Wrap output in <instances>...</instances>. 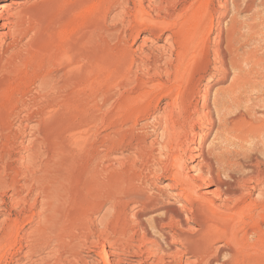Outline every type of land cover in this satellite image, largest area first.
Returning <instances> with one entry per match:
<instances>
[{
  "label": "rangeland",
  "instance_id": "obj_1",
  "mask_svg": "<svg viewBox=\"0 0 264 264\" xmlns=\"http://www.w3.org/2000/svg\"><path fill=\"white\" fill-rule=\"evenodd\" d=\"M58 1L34 8V39L14 48L17 53L0 63V264H102V248L119 264L136 256L155 264H185L161 251L157 255L162 259L153 258L155 246L149 239L153 236L164 249L170 248L161 233L178 228L169 213L182 205L196 218L181 223L187 229L180 234L193 240L188 245L198 253L189 254L190 264H264V200H257L264 154L259 153V138L249 135L264 112L255 107L254 114L240 115L230 103L238 93L231 87L233 72L228 65V73L219 70L213 50L222 12L216 0H207L204 7L201 0H179L170 16L161 15L171 25L166 30L172 36L171 48L160 27L151 23L158 13L155 2L153 7H134L135 0ZM261 1L256 0L253 9L260 7L264 18ZM232 3L228 1V16L221 19L223 27L234 11ZM251 12L243 10L238 18L247 19ZM190 17L193 23L183 34L179 23ZM137 33L146 41L135 39ZM254 41L245 47L264 50V39ZM48 76L57 80L56 87L41 93L38 83ZM208 78L212 85L203 101ZM222 99H227L225 107L219 106ZM242 99L244 109L253 103ZM217 109L229 112L225 120L218 119ZM199 110H207L210 119L199 142L200 160L193 162L202 161L203 168L209 162L213 173L208 182H194L186 203L189 182L184 177L193 157L184 139L192 123H201L195 118ZM30 141L39 145L35 161L26 158ZM213 153L223 155L225 162H218ZM231 163L250 178L252 188L241 199L236 192L239 195L231 196L226 207L217 209L200 193L228 180L224 171ZM202 233L217 237L214 245L199 242ZM219 245L221 252L215 254Z\"/></svg>",
  "mask_w": 264,
  "mask_h": 264
},
{
  "label": "bare ground",
  "instance_id": "obj_2",
  "mask_svg": "<svg viewBox=\"0 0 264 264\" xmlns=\"http://www.w3.org/2000/svg\"><path fill=\"white\" fill-rule=\"evenodd\" d=\"M45 1H58V0H0V61L5 59V58H8L10 56H13V54L15 55V50L14 51V48H21V47H26V44L31 42L33 39H34V28L33 26L30 25V21L32 19V15H33V11H34V8L37 7L41 4H45ZM77 1V0H76ZM109 1V0H108ZM136 2V5L134 4V7H147V6H151L153 4V2H155L154 5V8H155V11L157 9L158 13H156V16L154 17V20L153 22H151L153 24V26H156V27H160L161 29V32L162 34L164 33L165 35V40H167L166 42L169 43V47L167 48H171L172 45H173V42H172V36L166 32V30L171 26L170 25V22H168L167 20H165V18H162L161 15H163L164 17L165 16H170L171 11H174L176 10L175 6L173 5H177V1L179 2V0H166L167 2L165 3L166 6L160 4L162 0H135ZM165 1V0H164ZM195 1V0H194ZM211 1V0H210ZM228 1L229 0H216V3L217 4V7H221V14L219 16V20H217V32H216V38H215V43L214 44V54L216 56V58L220 61L218 63L219 65V70L220 71H223L222 73H225V71L228 73V69H229V66H230V69L232 70L233 72V75H232V78H233V82H235V85L233 83L232 86H236L237 89L236 91L238 90V93L236 94V96L234 97H231L230 98V103L231 104H234L236 106V108L238 109L236 113L240 114L243 113V111H247L250 113V115L254 114L253 111L255 110V107L259 108V111H262L264 112V50H260L259 53H258V48L256 47H253L252 49L250 48H246L248 47L250 44V42L254 41L255 39L261 41V39L263 40L264 39V35H263V32L260 30V28L264 27V18L262 15H260V12H259V9H253L255 7L254 3L256 0H245L241 3V0H233V7H234V11L232 13V15L230 16V20L229 22H227L228 24L226 26L223 27V25L221 26V23L223 21H221V19H225V17L228 16ZM263 1V0H262ZM261 1V2H262ZM44 2V3H43ZM59 2V1H58ZM121 2V1H120ZM123 2V1H122ZM125 2V1H124ZM123 2V3H124ZM127 2V0H126ZM187 2V1H185ZM193 2V0L191 1V3ZM198 2V1H197ZM206 2L207 0H201V4L202 6L204 7L206 5ZM213 2V1H212ZM122 4V3H121ZM180 4V3H179ZM186 4V3H185ZM188 4V2H187ZM186 4V5H187ZM199 4V3H198ZM40 5V6H41ZM182 5V4H181ZM185 5V7H186ZM200 5V4H199ZM121 6V5H120ZM173 6V7H172ZM179 6V5H178ZM183 6V5H182ZM201 6V7H202ZM207 6V5H206ZM124 7H126V5H124ZM153 7V5L151 6ZM167 7V8H166ZM177 7V6H176ZM189 7V6H188ZM213 7V5H212ZM211 7V8H212ZM36 8V9H37ZM128 8V7H126ZM215 8V6H214ZM256 8V7H255ZM264 8V7H263ZM153 9V8H152ZM213 9V8H212ZM210 9V10H212ZM217 9V8H216ZM181 10V9H180ZM207 10V9H205ZM219 10V9H218ZM243 10H250L252 11L250 16L247 17V19H239L238 18V14L241 13ZM261 12L262 9H260ZM216 11V10H215ZM232 11V10H231ZM208 12V11H207ZM214 12V11H212ZM217 12V11H216ZM36 13V12H35ZM211 13V12H210ZM204 14V13H203ZM217 14V13H216ZM179 15V14H177ZM209 15V14H208ZM214 15V14H213ZM227 15V16H226ZM181 16V15H180ZM205 16V15H204ZM34 17V16H33ZM179 17V16H178ZM183 17V15H182ZM257 17H259L258 19H260L259 23L256 21L257 20ZM120 18V17H119ZM167 18V17H166ZM184 18V17H183ZM212 18V17H211ZM210 18V19H211ZM34 19V18H33ZM32 19V20H33ZM113 19V18H111ZM168 19V18H167ZM170 19V18H169ZM208 19V17L206 18V20ZM139 20V19H138ZM171 20V19H170ZM209 20V19H208ZM216 20V19H215ZM247 20V21H245ZM149 21V20H148ZM152 21V20H151ZM210 21V20H209ZM228 21V20H227ZM150 22V21H149ZM208 22V21H207ZM193 23V18L190 17L188 19H185V21L183 22V25L181 23H179L181 26H182V32L184 30H186L187 28L190 27V25ZM209 23V22H208ZM225 22H223L222 24H224ZM32 24V23H31ZM175 25H178V24H175ZM169 26V27H168ZM203 26H206V25H203ZM180 27V26H179ZM135 29V28H133ZM180 29V28H179ZM210 30V29H209ZM263 30V28H262ZM130 32V31H129ZM181 32V31H179ZM181 32V33H182ZM210 32V31H209ZM208 32V33H209ZM161 34V33H160ZM184 34V32H183ZM180 35V33H179ZM207 35V34H206ZM109 36V35H108ZM208 36V35H207ZM214 37V36H213ZM137 38H141L140 40L141 41H146L147 37L146 36H140L139 33H137L135 39ZM164 40V41H165ZM144 41V42H145ZM255 42V41H254ZM210 43V42H209ZM70 44V43H69ZM143 44V43H142ZM145 44V43H144ZM141 45V44H140ZM168 45V44H166ZM260 45V44H259ZM70 46V45H69ZM171 46V47H170ZM246 46V47H245ZM67 47V46H66ZM80 47V46H79ZM142 47V46H141ZM243 47H245L243 49ZM75 48V47H74ZM72 48V50L74 49ZM166 48V49H167ZM264 48V47H263ZM77 50V49H76ZM171 50V49H170ZM20 51V50H19ZM169 51V50H168ZM168 51L166 52L165 50L163 51L164 53H168ZM77 52V51H76ZM162 52V51H161ZM170 52V51H169ZM2 53H3V56H2ZM19 53V52H18ZM171 53V52H170ZM169 53V54H170ZM164 55V54H163ZM171 55V54H170ZM160 56V55H159ZM165 56V55H164ZM57 57V56H56ZM74 57V56H73ZM263 57V58H262ZM9 59V58H8ZM7 59V60H8ZM166 59V58H165ZM170 59V58H169ZM168 59V60H169ZM10 60V59H9ZM8 60V61H9ZM72 60V59H71ZM70 60V61H71ZM69 61V59H68ZM76 61V60H75ZM73 61V62H75ZM6 62V61H5ZM4 62V63H5ZM59 61H57V64H58ZM0 63H3L2 61ZM7 63V62H6ZM60 63V62H59ZM68 63V62H67ZM66 64V63H65ZM64 65V64H63ZM228 65V69L226 68L225 69V66L227 67ZM2 66V65H1ZM56 66V65H55ZM57 68V67H56ZM143 68V67H142ZM156 68V67H155ZM217 68V67H216ZM68 69V68H67ZM224 69V70H222ZM65 70V68H64ZM70 70V69H69ZM68 71V70H67ZM153 71L155 72H158L157 69H154ZM154 72V73H155ZM230 72V71H229ZM58 73V72H57ZM70 73V71H69ZM159 73V72H158ZM221 73V74H222ZM226 73V74H227ZM49 74V73H48ZM157 74V73H155ZM53 75V74H52ZM59 75V74H58ZM67 75V74H65ZM69 75V74H68ZM54 76V75H53ZM53 76H48L46 78H44L43 80H39L40 83L39 84V87L37 88H40L41 90H44V91H41L42 92H45V90H49V88L51 89V87H56V82L57 81ZM71 76V75H70ZM222 76V75H221ZM225 76V75H223ZM44 77V76H43ZM77 77V76H76ZM69 78V77H68ZM71 78V77H70ZM41 79V78H40ZM72 79V78H71ZM212 78H208L206 80V82L203 84V87H202V100L204 101L205 98L207 97L208 95V91L209 89L211 88V82H212ZM71 81V80H70ZM60 84V83H59ZM211 84V85H210ZM230 87V86H229ZM235 87V88H236ZM36 88V89H37ZM201 87L198 86V89H200ZM233 88V89H235ZM58 90V89H57ZM231 90V89H230ZM235 91H233L234 93ZM254 92L255 95H254V98H252L250 96V93ZM225 93V92H224ZM230 94V93H229ZM235 94V93H234ZM39 96V95H38ZM56 96V95H55ZM230 96V95H228ZM245 97V100L249 101L248 99H251V101H253V105H251V107H245L246 109H244V107L241 106V102H242V98ZM52 97V96H51ZM226 97V96H225ZM30 99V98H29ZM242 99V100H241ZM201 100V101H202ZM216 101V99H215ZM227 101V99H226ZM225 100L222 99L221 103H219V106L221 105L222 107H225V105L227 103ZM35 102V101H34ZM246 102V101H245ZM32 103V102H31ZM37 103V102H36ZM216 103V102H215ZM251 103V102H250ZM245 105L243 106H247L246 103H244ZM218 105V104H217ZM229 105V103H228ZM191 106V105H190ZM218 106V108L220 109V107ZM234 106V107H235ZM221 107V109H222ZM232 107V106H231ZM243 109H242V108ZM186 108V107H185ZM203 108V107H202ZM204 108H207L208 111L209 108L206 106H204ZM230 108V107H229ZM31 109V108H30ZM166 109V107H165ZM226 109V108H225ZM228 109V107H227ZM167 110V109H166ZM190 110V109H189ZM198 110V109H197ZM218 110V109H217ZM216 110V111H217ZM223 110V109H222ZM38 111V110H37ZM193 110H191V113H192ZM204 111V110H203ZM203 111H200L198 112V115L197 117L195 116V118L197 120H201V123L198 124V126L194 123H192L193 125L191 126L190 129H188V133L185 135V141L188 142V145H189V149H188V155H190L192 158V162H190V165L187 170V172L185 173V177L186 180L189 182L188 184V188L185 189L186 191V194H185V202L186 203H189L191 201V196H190V192H194L193 191V186H194V182L197 181V180H203V181H209L210 177L212 176V166L211 164L208 162H206V169L203 168V162L200 161V163L198 162V164L194 163L195 161H198L197 159L200 158V155H201V152H200V148H199V142L201 140V135H203V131H204V125L207 124V122L209 121L210 119V116L205 112ZM166 112V111H165ZM169 112V111H167ZM195 112V110H194ZM201 112V113H200ZM226 112V111H225ZM225 112H221L220 110H218V119L219 120H225L226 116L229 115V112L225 113ZM190 113V112H189ZM197 113V111H196ZM206 114L209 116V118L205 117ZM166 115V114H165ZM196 115V114H195ZM202 115V116H201ZM177 116V115H176ZM236 116V115H235ZM201 117V118H200ZM230 117V116H229ZM232 117V116H231ZM252 117V116H251ZM169 118V117H168ZM191 118V117H189ZM255 118V117H254ZM188 119V118H187ZM194 119V118H193ZM189 120V119H188ZM195 120V119H194ZM254 120V119H253ZM256 120V118H255ZM190 121V120H189ZM194 122V121H193ZM188 123V121H187ZM190 123V122H189ZM188 123V124H189ZM252 123V122H251ZM24 124V123H23ZM191 124V123H190ZM26 125V124H24ZM250 125V123H249ZM180 126V125H179ZM183 126V125H182ZM188 126V125H187ZM251 126V125H250ZM25 127H30V126H24ZM33 128V127H32ZM189 128V127H188ZM27 130V129H26ZM17 131V130H16ZM21 131V130H20ZM185 131V129H184ZM20 133V132H19ZM18 133V134H19ZM22 133V132H21ZM28 133V132H27ZM252 137H255V138H259V153H262L264 154V118H260L259 117V124L257 123L255 126H253V128L251 129L250 131ZM17 134V135H18ZM162 134V133H161ZM185 134V132H184ZM183 134V135H184ZM27 135V134H26ZM195 136L197 137V139L195 141L192 140V136ZM19 136V135H18ZM250 136V137H251ZM166 137V136H165ZM251 137V138H252ZM21 138V137H20ZM253 138V139H255ZM29 140V139H28ZM28 140H26L28 142ZM183 140V139H182ZM183 140V141H184ZM163 141V140H162ZM184 141V142H185ZM245 141V140H244ZM30 145L31 147L30 148H27L29 151V153L24 156H26V158H28V160L33 159V157L39 153L37 147L35 144L32 143V141H30ZM35 142V141H34ZM181 142V141H180ZM161 143V142H160ZM245 144V143H244ZM257 144V143H256ZM255 144V148H257L258 145ZM25 145V144H24ZM187 145V146H188ZM23 146V145H22ZM251 146V145H250ZM177 147V146H176ZM244 147V146H243ZM25 148V147H24ZM168 148V147H167ZM254 148V147H253ZM26 149V148H25ZM26 149V150H27ZM179 149V148H178ZM244 149V148H243ZM248 149L251 151H253L254 149H250V147H248ZM234 151V150H233ZM256 151V150H254ZM253 151V152H254ZM216 152V151H215ZM245 152L247 153H244L243 156H247L250 152L249 151H246ZM178 154V153H177ZM238 154V153H237ZM261 154V155H262ZM213 155H215L213 153ZM175 156V155H174ZM180 156V155H179ZM219 155H215L216 157V160L218 162H225L221 156L218 157ZM239 156V154H238ZM236 156V157H238ZM21 157V155H20ZM34 157V158H35ZM19 158V157H18ZM175 158V157H174ZM173 158V160H174ZM220 158V159H219ZM21 159V158H20ZM24 159V158H23ZM37 159V158H36ZM203 159V158H201ZM200 160V159H199ZM204 160V159H203ZM215 160V161H216ZM263 160V158H262ZM29 161V162H30ZM35 161V160H34ZM194 161V162H193ZM33 162V161H32ZM233 163V161H231ZM183 163V162H182ZM231 165H228L227 167H225V173H226V176L228 178V180L226 179L225 181H222V180H219L217 181L216 183L212 184L213 188L210 189L208 192H201L200 193V196H202L204 199H205V202H207L209 205L217 208V209H220V208H224L226 207V201L231 197L233 196L236 192L240 193V195L238 193H236V195L238 196V199H241L242 197H245L244 195H246V193L248 192L249 190V187L252 188L251 186H249V179L246 177V174L243 173V171L238 172L239 171V168H238V171L237 169L235 168L236 164H232ZM235 163V162H234ZM259 163L263 164L262 162H260L259 160ZM12 164V163H11ZM255 164V163H254ZM186 166V165H185ZM260 166V165H259ZM183 167V166H182ZM237 167L238 164H237ZM186 168V169H187ZM214 168V167H213ZM33 173V172H32ZM236 173V174H235ZM16 174V173H15ZM176 174V173H175ZM214 175V174H213ZM182 176V175H181ZM2 179V178H1ZM183 179V178H182ZM258 179V178H256ZM4 180V179H3ZM16 180V179H15ZM186 181V182H187ZM227 181H230V182H227ZM232 181V182H231ZM259 181V179H258ZM263 181V180H262ZM6 182V181H5ZM183 182V181H182ZM252 182V181H251ZM230 183H233L232 184V188H231V184ZM258 183V182H257ZM4 184V183H3ZM9 185V184H8ZM11 185V184H10ZM180 185V184H179ZM259 185V186H258ZM169 186V185H168ZM257 188L259 189V199L257 200H261L262 199L264 200V181L263 182H260V184L258 183L257 184ZM9 187H12V186H9ZM26 187V186H25ZM171 187V186H170ZM224 187V188H223ZM185 188V187H184ZM254 188V187H253ZM27 189V188H26ZM251 191V190H250ZM22 193V192H21ZM182 193V192H181ZM189 193V194H188ZM249 193V192H248ZM247 193V194H248ZM176 195V194H175ZM178 195V193H177ZM17 197V196H16ZM235 197V196H233ZM257 197V198H258ZM196 198V197H195ZM198 198V197H197ZM232 198V197H231ZM25 199V198H24ZM3 200V199H2ZM218 201V203H217ZM229 202V201H228ZM259 202V201H258ZM263 204H264V201H262ZM261 202V203H262ZM2 203V202H1ZM250 203V202H249ZM248 203V204H249ZM252 204V202H251ZM256 204V203H255ZM177 206V205H176ZM18 207V206H17ZM34 207V206H33ZM178 207V206H177ZM228 208V207H227ZM179 209V208H177ZM16 210V209H15ZM173 210V209H172ZM262 210V209H261ZM249 211V210H248ZM247 211V212H248ZM171 212V211H170ZM169 213V212H167ZM260 212L256 213V214H259ZM170 214V217L171 218H174L176 219L177 221V225H178V228L176 227H172L173 228V232L172 233H168V232H162L161 233V237L164 244L167 243L168 245H170L169 249H164L166 248L164 246L163 248V245L161 242L158 241L157 238H154L152 236V238H149L152 242V244L156 247H154V250L153 253H152V257L154 258L158 252H162L163 254H168L167 256H172L173 259L174 258H177L179 261H181V263H185V264H190L192 263L190 260H189V254H192L191 256L193 257V254H196L194 253V251L192 252L190 250V247L188 245V242L191 244H193V240L191 241H188L189 238L188 236H185L184 234H180V232H185V229H187V226H181L183 224L182 221H194L193 219L195 218L194 214H192V212L188 209L185 208V206L182 205V208L181 210H173ZM235 214V213H234ZM167 215V214H166ZM255 215V214H254ZM256 216V215H255ZM260 216V215H258ZM169 217V215H168ZM257 217V216H256ZM262 217V216H261ZM260 217V218H261ZM48 218V217H47ZM166 218V217H165ZM46 219V218H44ZM162 219V218H161ZM170 219V218H169ZM196 219V218H195ZM6 220V219H5ZM49 220V218H48ZM22 221V220H21ZM246 222V221H245ZM1 223V222H0ZM5 223V222H4ZM158 223V222H157ZM165 223H166V220H165ZM185 223V222H184ZM41 224V223H40ZM233 224V223H232ZM160 225V224H159ZM8 226V225H7ZM36 226V225H35ZM257 228L256 229H259V224H256ZM1 227V225H0ZM6 227V226H5ZM42 227V226H40ZM163 227V226H162ZM7 228V227H6ZM171 228V229H172ZM192 228V227H191ZM37 229V228H36ZM44 229V227L42 228ZM41 230V228H40ZM38 229V231H40ZM189 230V229H188ZM193 230V229H192ZM194 230H198V229H194ZM213 230V229H212ZM258 230V231H259ZM34 231V230H33ZM37 231V232H38ZM42 231V230H41ZM46 231V229H45ZM244 231V230H243ZM36 232V231H35ZM43 232V231H42ZM41 232V233H42ZM47 232V231H46ZM198 232V231H196ZM146 233V232H145ZM189 233V232H187ZM192 233V232H190ZM189 233V234H190ZM246 233V232H245ZM1 234V233H0ZM37 234V233H36ZM237 234V233H236ZM29 235V234H28ZM40 235V234H39ZM42 235V234H41ZM40 235V236H41ZM242 235V234H241ZM36 236V235H34ZM33 236V237H34ZM39 236V237H40ZM253 236V235H252ZM27 237V236H26ZM248 237V236H247ZM159 238V239H160ZM192 238V237H191ZM217 237L213 236V234H207V233H202L200 234L199 236V239H197L199 242H210V243H207L209 246L210 245H214V242L213 240H215ZM31 239V238H30ZM42 239V237H41ZM231 239V238H230ZM148 240V239H147ZM196 240V239H195ZM194 240V243H196V241ZM161 241V240H160ZM27 242V241H26ZM39 242V241H38ZM198 242V243H199ZM149 243V241H148ZM27 244V243H26ZM144 244V243H143ZM178 244H183V245H186L187 247L182 249L180 247H178ZM197 244V243H196ZM195 244V245H196ZM203 244V243H202ZM206 244V243H205ZM206 244V245H207ZM8 245V244H7ZM19 245V244H18ZM30 245V244H29ZM142 245V244H141ZM140 245V246H141ZM194 245V246H195ZM221 245V244H220ZM220 245L219 246H214L216 248H214L215 250V254L220 251ZM22 246V245H21ZM197 246V245H196ZM222 246V245H221ZM173 247V248H171ZM29 249H31L30 247H28ZM27 248V249H28ZM150 248V247H149ZM194 249V248H193ZM201 248H199L200 250ZM208 249V248H207ZM197 250V249H196ZM30 251V250H29ZM28 251V252H29ZM34 251V250H33ZM191 251V252H189ZM211 251V250H210ZM148 252V251H147ZM201 252V251H200ZM203 252V251H202ZM208 252V251H207ZM212 252H213V249H212ZM221 252V251H220ZM150 253V252H149ZM214 253V252H213ZM212 253V255H213ZM219 253V252H218ZM233 253V252H232ZM110 254H112L109 250H106L105 248H102L101 251L99 252V255H100V260L102 262V264H119V261H114L112 262L109 257H110ZM162 254V255H163ZM198 254V253H197ZM205 254V253H204ZM211 254V253H210ZM214 254V255H215ZM220 254V253H219ZM160 255V253H159ZM161 255V256H162ZM164 255V256H165ZM206 255V254H205ZM201 256V255H200ZM208 256V254H207ZM211 256V255H210ZM47 257V256H46ZM157 257L159 258L160 256L157 255ZM198 257V256H197ZM212 257V256H211ZM138 258H141L138 259ZM136 256L135 259H129L123 263L125 264H155V262H151V261H147V259H142L143 257H138ZM152 258V259H153ZM156 258V257H155ZM161 258V257H160ZM166 258V257H165ZM195 258H196V255H195ZM150 259V258H149ZM162 259V258H161ZM197 259V258H196ZM46 260V258L44 259ZM176 260V259H174ZM176 260V261H178ZM209 260V258L207 259ZM43 261V259H42ZM49 260H47V262L45 261V263H51V262H48ZM71 261V260H70ZM82 261V260H81ZM80 261V262H81ZM84 261V260H83ZM88 261V260H87ZM124 261V260H123ZM165 261V260H164ZM196 261V260H195ZM202 261V260H201ZM205 261V260H204ZM79 262V263H80ZM157 262V261H156ZM161 262V261H160ZM159 262V263H160ZM169 262V261H167ZM208 263V261H206ZM214 262V261H213ZM42 263V262H41ZM69 263V262H68ZM75 263V262H74ZM73 263V264H74ZM83 263V262H81ZM86 263V261L84 262ZM94 263V262H93ZM122 263V261H121ZM177 264L179 262H176ZM40 264V263H38ZM44 264V262H43ZM60 264V263H59ZM87 264V263H86ZM97 264V263H96ZM158 264V262H157ZM195 264V263H194Z\"/></svg>",
  "mask_w": 264,
  "mask_h": 264
}]
</instances>
